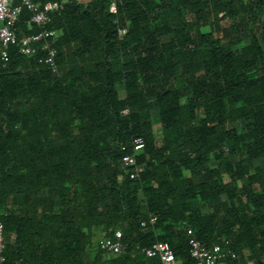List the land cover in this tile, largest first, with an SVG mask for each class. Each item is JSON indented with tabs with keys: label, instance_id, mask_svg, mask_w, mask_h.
Listing matches in <instances>:
<instances>
[{
	"label": "trees",
	"instance_id": "1",
	"mask_svg": "<svg viewBox=\"0 0 264 264\" xmlns=\"http://www.w3.org/2000/svg\"><path fill=\"white\" fill-rule=\"evenodd\" d=\"M36 1L62 5L57 71L0 59L4 264H193L190 240L264 264V0Z\"/></svg>",
	"mask_w": 264,
	"mask_h": 264
},
{
	"label": "built area",
	"instance_id": "2",
	"mask_svg": "<svg viewBox=\"0 0 264 264\" xmlns=\"http://www.w3.org/2000/svg\"><path fill=\"white\" fill-rule=\"evenodd\" d=\"M62 9V5L56 2L40 3L36 0H0V59L3 62L8 60V49L17 45L19 52L25 56H34L39 53V62L45 64L52 72L57 71L56 56L57 50L53 46L58 38V31L51 27L56 13ZM24 11L29 13L26 22L27 28L36 27V33L23 34L18 37L15 25L19 22ZM132 154L122 158L121 166L130 171L129 178H138L141 166L136 163L143 151V141L136 139L132 143ZM154 220L150 219V223ZM144 226V224H142ZM105 255L119 257L125 247L122 243V232L116 230L111 236L105 238L100 244ZM6 249L4 227L0 221V264H4L6 259L4 252ZM141 253L146 258H157L161 264H181L176 259L174 253L167 243H155L149 248H144ZM189 257L193 264H221L226 259H235L236 254L220 245L206 247L197 240L189 242Z\"/></svg>",
	"mask_w": 264,
	"mask_h": 264
},
{
	"label": "crops",
	"instance_id": "3",
	"mask_svg": "<svg viewBox=\"0 0 264 264\" xmlns=\"http://www.w3.org/2000/svg\"><path fill=\"white\" fill-rule=\"evenodd\" d=\"M111 258H112V257L109 256V255H105V254L102 255V261H106V260H109V259H111Z\"/></svg>",
	"mask_w": 264,
	"mask_h": 264
},
{
	"label": "rangeland",
	"instance_id": "4",
	"mask_svg": "<svg viewBox=\"0 0 264 264\" xmlns=\"http://www.w3.org/2000/svg\"><path fill=\"white\" fill-rule=\"evenodd\" d=\"M118 90H119V92H120V96H123V92H122V90H121L120 87H118Z\"/></svg>",
	"mask_w": 264,
	"mask_h": 264
}]
</instances>
